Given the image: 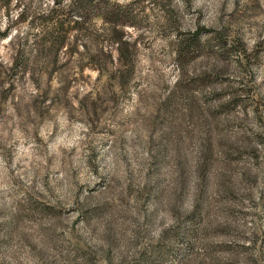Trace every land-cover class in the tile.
I'll list each match as a JSON object with an SVG mask.
<instances>
[{"label":"rangeland","instance_id":"374dc122","mask_svg":"<svg viewBox=\"0 0 264 264\" xmlns=\"http://www.w3.org/2000/svg\"><path fill=\"white\" fill-rule=\"evenodd\" d=\"M71 2L0 0V264H264V0Z\"/></svg>","mask_w":264,"mask_h":264},{"label":"trees","instance_id":"16d2710c","mask_svg":"<svg viewBox=\"0 0 264 264\" xmlns=\"http://www.w3.org/2000/svg\"><path fill=\"white\" fill-rule=\"evenodd\" d=\"M8 1L9 0H6V2H8ZM94 1L95 0H73V2L70 3V5H71V7L77 9L78 7L80 8L83 3H87L89 5H92V3H94ZM22 12H24V10H21L20 11V13H19L20 16L22 15ZM78 22H79L78 19L74 20L73 21V25L74 26L75 25L77 26ZM192 39L194 40L193 43L197 41L196 40V37H194ZM114 40L118 44V47H117V50H118V53H119L118 55L121 56V53H122L121 52V47H123V44H126L127 45V42L123 41L122 38H121V36L116 37ZM184 45H185V42H184ZM184 45H183V43H181L180 47H183ZM176 50L178 52H180V49H176ZM219 180L221 181L220 184H219V186H218V188H217V191L219 192V194H221L222 196H225V195L227 196V194L233 193V189L234 188L229 187L227 185V183H225L224 179H222V177L219 178ZM76 249H78V248H76Z\"/></svg>","mask_w":264,"mask_h":264}]
</instances>
